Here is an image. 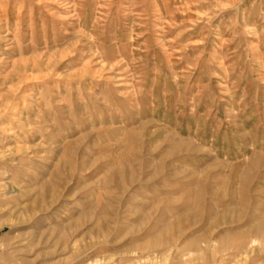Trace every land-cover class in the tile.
<instances>
[{"label": "rangeland", "instance_id": "1", "mask_svg": "<svg viewBox=\"0 0 264 264\" xmlns=\"http://www.w3.org/2000/svg\"><path fill=\"white\" fill-rule=\"evenodd\" d=\"M0 264H264V0H0Z\"/></svg>", "mask_w": 264, "mask_h": 264}]
</instances>
